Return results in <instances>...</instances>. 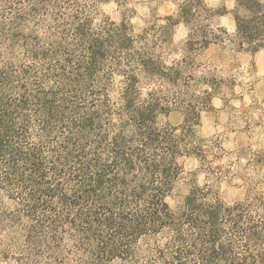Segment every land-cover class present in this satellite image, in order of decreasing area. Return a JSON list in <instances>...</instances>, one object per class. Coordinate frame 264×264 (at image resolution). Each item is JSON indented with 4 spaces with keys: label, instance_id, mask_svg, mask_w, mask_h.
<instances>
[{
    "label": "rangeland",
    "instance_id": "obj_1",
    "mask_svg": "<svg viewBox=\"0 0 264 264\" xmlns=\"http://www.w3.org/2000/svg\"><path fill=\"white\" fill-rule=\"evenodd\" d=\"M202 1L211 14L196 24L233 34L235 0ZM167 18H178L175 0H0V264H254L237 237L222 254L204 250L186 220L147 230L131 220L119 233L98 220L95 203L118 207L120 191L144 184L147 201L136 169L116 185L104 172L143 131L178 147L164 199L177 215L201 190L226 206L253 203V214L264 198V44L210 39L188 52L192 26L156 37ZM138 54L174 65L176 83L143 72ZM192 145L202 155L186 153ZM249 252L264 264V230Z\"/></svg>",
    "mask_w": 264,
    "mask_h": 264
},
{
    "label": "trees",
    "instance_id": "obj_2",
    "mask_svg": "<svg viewBox=\"0 0 264 264\" xmlns=\"http://www.w3.org/2000/svg\"><path fill=\"white\" fill-rule=\"evenodd\" d=\"M235 3L232 12L235 23L233 34L227 33L222 27L206 31L205 27L196 24L200 19H206L211 14V9L207 8L202 0H175L178 18L175 20L167 18L169 24L160 26L156 37L161 38L170 26L183 22L188 27L192 26L185 41V50L188 52L193 51L197 43L203 48L208 46L210 39L216 42L228 40L238 49L244 50L243 47L246 46L247 50L256 51L264 44V3L258 0H235ZM195 35L201 38L200 42L195 41ZM136 62L143 72L150 76L165 78L172 84L176 83L177 76L180 75V71L174 65L162 68L153 58H145L143 54H138ZM183 62L187 64L186 59ZM131 65L129 62L128 66L131 67ZM205 94L202 104L208 103V92L205 91ZM175 99H178V95ZM187 129H191L190 126ZM140 135L141 144L128 155L113 152L114 156L105 166L104 172L109 175L106 178L107 181L116 185L121 178L120 174L132 173L136 169L135 178L142 176L148 180L150 193L147 201H143L142 198L147 190L143 184L137 186L130 194L120 191L118 195L121 196H117L118 207L103 208L102 204L95 203L96 207H100L104 213L102 217L100 215L98 217L101 224L111 232L119 233L127 231L131 220L135 221L137 229L141 230H147L148 224L151 228H157L167 223L175 224L186 220L195 228L199 239L206 245L204 250H208L209 246L212 252L222 254L228 250L227 247H232L234 238L237 237L238 246L244 250L243 260L252 258L254 264L258 262L257 257L259 256H251L249 251L264 230V198H255L257 211L253 214L251 209L253 203H236L226 206L216 197L209 198V190H201L198 195L192 193L187 197L183 211L177 215L178 213L169 209L164 199L171 189V181L178 170L174 163L178 147L173 146L171 140L169 141L171 134L143 131ZM184 149L186 153L196 156L202 155L203 152L199 145H192L189 150ZM198 198L201 202L197 204ZM142 202L145 203L141 205ZM23 207H26V210L29 209L26 205ZM222 234L227 237L226 242L221 240ZM111 244L105 249L108 257H113L118 253L115 242ZM204 252L206 254L207 251ZM207 256L204 255L202 264H208Z\"/></svg>",
    "mask_w": 264,
    "mask_h": 264
}]
</instances>
